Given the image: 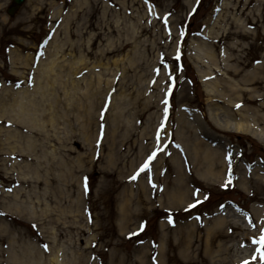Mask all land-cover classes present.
<instances>
[{"label": "rangeland", "instance_id": "1", "mask_svg": "<svg viewBox=\"0 0 264 264\" xmlns=\"http://www.w3.org/2000/svg\"><path fill=\"white\" fill-rule=\"evenodd\" d=\"M10 2L0 0V264H264V190L252 187L264 144L212 122L261 102L264 0H25L13 17ZM203 84L243 96L210 97ZM46 96L55 108L26 112L55 116L40 129L49 140L12 119ZM26 137L44 149L30 153ZM211 141L232 154L234 189L189 172L185 147ZM178 165L193 177L185 188ZM245 168L254 180L243 185ZM179 188L192 197L176 205L165 193ZM240 232L247 245L230 241Z\"/></svg>", "mask_w": 264, "mask_h": 264}, {"label": "bare ground", "instance_id": "2", "mask_svg": "<svg viewBox=\"0 0 264 264\" xmlns=\"http://www.w3.org/2000/svg\"><path fill=\"white\" fill-rule=\"evenodd\" d=\"M202 50L198 49L197 54H201ZM204 55L207 57V59L209 61H213V54L211 53V55H209V53H204ZM200 57V55H199ZM199 57H195L197 60H200L202 62H205L206 60H203ZM205 57V58H206ZM195 59V60H196ZM196 60V61H197ZM226 61V60H225ZM50 66L47 67L45 69V71H42V76L40 80L44 81V84H47L46 82L50 80V76L51 73L54 71V67L53 64L54 62L52 61L51 63H49ZM214 64V63H213ZM211 69V68H210ZM39 79V75L37 77V84L40 83ZM252 80V78L250 79ZM260 85V90L263 92V95H261V102L260 104L257 106V108L255 110L252 111V115L246 116L244 115L245 112H247L246 107H243L241 109H239L238 113H233L231 112V114H228L227 111L223 112L224 117H226L225 120H223L222 123L220 122H215L212 121L217 127H219L220 129L223 130H228V131H233V132H239V133H246V134H250L254 139H256L258 142H260L261 144H264V135L261 134V132L258 130V125L256 126V123H260V124H264V115L260 114V111H264V84H258ZM204 89L206 90L208 96H218L220 99L224 98L226 100H228L227 97L225 96L226 92H231L232 95L237 94L239 91H233L234 89H228L224 90V95L222 93V91L219 89L218 86H216V84H211L212 89H208L206 84H203ZM228 92V94H229ZM253 92V91H252ZM240 93V92H239ZM249 98L248 101L250 103H252L253 99H256L255 96L252 93H249ZM239 95L243 96L242 93H240ZM29 102V107L27 106L28 104H24L21 103L18 106H20L21 110L14 116L12 117L13 122L14 123H18V118L24 122L29 129H32L33 131H37L39 132L41 135L44 136V138L46 140H49L48 133L47 132H41L40 129L44 128V123H50L53 124L55 121V116L53 114H51L49 117H47V121L43 118V117H39L36 114H27L26 111L29 110V108H35L34 105L36 106H44L45 105V101H47L48 106H50L51 108H55L57 106V100L55 98H48L47 96L45 97V99H41L40 102H38L35 98L34 99H30L28 100ZM94 104V103H92ZM9 110V109H8ZM7 108H3L4 112L8 111ZM43 112L46 111L42 108ZM17 115L19 117H17ZM48 116V115H47ZM54 119V121H53ZM212 120V118H210ZM234 120V122L232 121ZM53 121V122H52ZM20 122V121H19ZM201 135V132L199 133ZM205 135V137L212 140V138L210 136H206V133H203ZM17 138H22L21 136L18 135H14L12 132L9 133L7 139L12 140V139H17ZM70 137H67V140H70ZM86 141L88 139H85ZM193 140L197 141V138L195 137V135L193 136ZM48 142V141H47ZM193 146V145H192ZM192 146L190 147H185V151L186 154H188V157L190 159V170L189 172H192V174H194L196 179H200L205 183H212V182H218L221 181V183L223 182H228V184L232 185V187H230L231 189H234L232 181H234L236 178H233V166H232V162H233V158H232V154L231 152L227 149L224 150L222 152V154H220V149L218 148H212V141L210 143V145H203L202 143H197L196 145H194V147L192 148ZM25 147L27 148V150H29L30 153H34L35 150H39L42 151L44 149V144L43 142H36L34 140H32L29 137H26V141H25ZM38 148V149H36ZM230 161V163H229ZM188 166V165H187ZM246 169V170H245ZM243 171V175H244V180H243V185H245V181L247 183H250L251 181H253L254 179H252L250 176L254 173V171H248V168H245ZM173 170H175L176 172H174L175 174L178 175V178L176 180V182L178 183L176 185V187L179 185L180 187H184L185 185L189 183V181H191L193 179V177H189L188 178H183V173H181L180 170V165H178L177 167H174ZM257 180V179H255ZM260 183L264 182L263 180H258ZM257 181V182H258ZM255 183L253 184V191L256 193L255 188L260 191V190H264V187L261 186L260 183ZM165 192V191H164ZM163 192V194H164ZM189 191H186L185 189L183 190V193L181 192L180 188L177 191H170L169 193H165V195L167 196L166 199L171 200L172 203H180L181 201L184 200L185 197H189L188 196ZM189 195H191L192 197V191H190ZM250 198H254L253 194H250ZM264 200V198H263ZM260 201H262V199L260 198ZM170 202V203H171ZM193 202V201H192ZM263 202V201H262ZM176 204V205H177ZM225 206H222L220 208V206L217 207V212L220 214H224L225 213ZM237 209H240L239 207H237ZM216 212V213H217ZM263 215H264V209H263ZM261 215L256 214V218L258 220H261ZM220 223L216 222L214 225L215 227H217ZM235 228H238L237 226H234ZM227 234L226 236H230L231 232L234 230V228L232 226L227 227ZM184 231V230H183ZM213 232V229H212ZM187 234V232H184ZM218 233V232H217ZM216 234V233H215ZM241 232L239 234H237L236 236H233L231 238L230 241H237L238 245L241 244L242 245H247L246 242L243 240V238L241 237ZM219 235V234H218ZM218 235H214V236H218ZM247 236V235H246ZM234 245L233 244H229L228 246H222L225 247V250L227 252L230 253V251H232V247ZM53 260H55L56 263H58V258L57 257H53Z\"/></svg>", "mask_w": 264, "mask_h": 264}, {"label": "water", "instance_id": "3", "mask_svg": "<svg viewBox=\"0 0 264 264\" xmlns=\"http://www.w3.org/2000/svg\"><path fill=\"white\" fill-rule=\"evenodd\" d=\"M24 0H12V5L7 9V14L13 16L19 7L23 4Z\"/></svg>", "mask_w": 264, "mask_h": 264}, {"label": "snow or ice", "instance_id": "4", "mask_svg": "<svg viewBox=\"0 0 264 264\" xmlns=\"http://www.w3.org/2000/svg\"><path fill=\"white\" fill-rule=\"evenodd\" d=\"M166 23H167V21L165 19V24ZM178 58L179 57H177V59ZM164 103L167 104V100H165ZM165 112H167V108H165ZM154 157H155V153H153L151 156L148 157V161H146L145 164L142 165L141 171H144L145 169H148V167H149V163L148 162H150ZM229 163H230V161H229ZM133 178H135V177H133ZM261 240L264 241V236L261 237Z\"/></svg>", "mask_w": 264, "mask_h": 264}]
</instances>
